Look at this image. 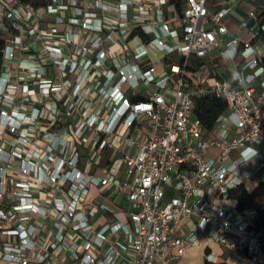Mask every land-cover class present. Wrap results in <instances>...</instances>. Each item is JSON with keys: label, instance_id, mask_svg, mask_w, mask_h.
<instances>
[{"label": "built area", "instance_id": "1", "mask_svg": "<svg viewBox=\"0 0 264 264\" xmlns=\"http://www.w3.org/2000/svg\"><path fill=\"white\" fill-rule=\"evenodd\" d=\"M224 1L0 0V264H171L202 238L264 264L255 211L226 206L264 170V20L231 35ZM205 97L227 106L211 130ZM107 151L112 180L94 173ZM102 183L133 226L86 202ZM100 212L115 222L95 228Z\"/></svg>", "mask_w": 264, "mask_h": 264}, {"label": "crops", "instance_id": "2", "mask_svg": "<svg viewBox=\"0 0 264 264\" xmlns=\"http://www.w3.org/2000/svg\"><path fill=\"white\" fill-rule=\"evenodd\" d=\"M118 0H105V3L110 4ZM142 1V0H137ZM149 2H153V0H147ZM230 5L233 7L234 12L233 14L226 19L227 26L230 30V34L240 37L242 39H248L250 34L253 35L258 31L259 24L264 20V0H229L224 2H219L217 6L211 5V9L214 10L217 7L220 6H226ZM182 6V5H181ZM253 11L255 12V17H249V12ZM105 14H110L115 16V12L112 11H102ZM131 16H133V13H130ZM243 21L247 22V27L243 28L241 27V23ZM130 47H134L139 44L138 39H134L133 37L128 39ZM254 44L260 48L259 41H254ZM154 55H157V61H154ZM150 58L153 63L156 64L157 68H159V71H163L166 69L165 57L162 53L157 52L155 49L150 48ZM178 56L172 55L168 60L176 61L178 60ZM223 69V71L221 70ZM230 67L228 65L223 64L222 67H220L219 71L223 73L224 78L226 79V75ZM227 80V79H226ZM230 83V82H229ZM232 86H237L236 81H233V83H230ZM212 154H216L217 150H212ZM235 155V154H234ZM111 157L110 151H107L105 154L104 160L101 163V167L99 170H96L94 173L101 177V178H109L114 179L111 177V175L108 174V168H109V159ZM264 173L261 174V176ZM123 176V168H121V178ZM259 181H262L264 179H260ZM257 182V183H258ZM257 183L254 181L247 182L245 187L248 190H252ZM252 185V186H251ZM251 186V187H250ZM108 184H100L99 186H91L89 195L86 199V202L88 204H93L94 202H103L106 204H109L111 206H114L116 208H119L120 216L122 222L129 225L130 227L133 226L131 219H130V213H129V202L127 199L120 197L116 190L114 188L109 189ZM214 200L218 201V199L215 197ZM226 206L237 212L235 209L234 202L231 199H228L226 202ZM252 210V209H249ZM255 213H253L252 218H254ZM115 222V219L108 213H102L100 212L98 217L96 218L94 222V227L98 228L104 224H113ZM187 228H195V222L193 219L184 218L181 221L180 226L177 228V234L181 235L184 231H186ZM121 239L124 241V237L121 235ZM203 245L196 248H191L182 258H180L177 261H174L172 263L174 264H205L207 261V257L210 255L213 257L212 262L215 263H227V264H252L248 257L241 253H233L228 252L222 245L216 243L215 241L211 239L202 238Z\"/></svg>", "mask_w": 264, "mask_h": 264}, {"label": "trees", "instance_id": "3", "mask_svg": "<svg viewBox=\"0 0 264 264\" xmlns=\"http://www.w3.org/2000/svg\"><path fill=\"white\" fill-rule=\"evenodd\" d=\"M23 1V0H22ZM182 2L177 0L178 9H181ZM134 33L130 35V38ZM263 39L258 36L256 40ZM264 62V59H263ZM226 102L223 99L216 97L200 98L196 101L195 113L203 123V126L211 130L215 126L217 118L226 111ZM229 199L234 202V207L237 212H242L247 209L255 211V216L252 219L250 230L254 234H258L262 248L264 249V180L259 181L257 185L248 190L245 186L239 187L237 190L231 192ZM205 264H227L215 263L206 261Z\"/></svg>", "mask_w": 264, "mask_h": 264}, {"label": "rangeland", "instance_id": "4", "mask_svg": "<svg viewBox=\"0 0 264 264\" xmlns=\"http://www.w3.org/2000/svg\"><path fill=\"white\" fill-rule=\"evenodd\" d=\"M154 61L156 62L157 61V55H154ZM158 70H159V68H158ZM221 70L223 71V69L221 68ZM226 79H227V81L228 82H230V83H233V81H235V79H234V77L231 75V73L230 72H228V74L226 75ZM238 86V85H237ZM212 154V153H211ZM213 156H214V154H212ZM264 173V170L261 172V174H263ZM261 176V175H260ZM260 179H264V177H263V175L261 176V178ZM258 181H256L255 183H257ZM252 186V185H251ZM250 186V187H251ZM214 201H216V200H214ZM171 264H174V263H171Z\"/></svg>", "mask_w": 264, "mask_h": 264}]
</instances>
